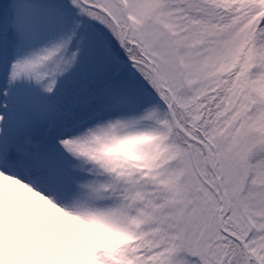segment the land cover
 <instances>
[{
	"label": "snow or ice",
	"instance_id": "6c2138e0",
	"mask_svg": "<svg viewBox=\"0 0 264 264\" xmlns=\"http://www.w3.org/2000/svg\"><path fill=\"white\" fill-rule=\"evenodd\" d=\"M0 181V264H264V0H5Z\"/></svg>",
	"mask_w": 264,
	"mask_h": 264
},
{
	"label": "trees",
	"instance_id": "16d2710c",
	"mask_svg": "<svg viewBox=\"0 0 264 264\" xmlns=\"http://www.w3.org/2000/svg\"><path fill=\"white\" fill-rule=\"evenodd\" d=\"M2 1L5 2V0H2ZM63 231L67 233L68 240L83 239L88 243H99L103 246H111L112 244L116 243L119 239V237H115L112 235H102V234L97 236L95 239H90L85 233L81 231V229L75 224V222H73L72 224H68L66 222V225ZM26 242H25L24 250L18 252V254L22 257L36 256V255L56 257L61 252L62 240H52V241L47 242L44 245L46 250L43 252L36 250L38 246L33 245L28 241ZM72 251L74 252V254H80V255L83 254L82 251L79 249H73Z\"/></svg>",
	"mask_w": 264,
	"mask_h": 264
},
{
	"label": "rangeland",
	"instance_id": "374dc122",
	"mask_svg": "<svg viewBox=\"0 0 264 264\" xmlns=\"http://www.w3.org/2000/svg\"><path fill=\"white\" fill-rule=\"evenodd\" d=\"M3 3H4V2H3L2 0H0V4H3ZM3 187H4V185H3V181H0V190H2ZM65 225H66V222H65ZM102 235H103V234H102ZM25 242H26V241L21 242V244H20V246H19V249H18V252L24 250V248H25ZM26 243H27V242H26ZM51 251H52V250H51Z\"/></svg>",
	"mask_w": 264,
	"mask_h": 264
},
{
	"label": "clouds",
	"instance_id": "9594fccd",
	"mask_svg": "<svg viewBox=\"0 0 264 264\" xmlns=\"http://www.w3.org/2000/svg\"><path fill=\"white\" fill-rule=\"evenodd\" d=\"M65 220H66V222H67L68 224H72V223H73L72 221L67 220V218H65Z\"/></svg>",
	"mask_w": 264,
	"mask_h": 264
}]
</instances>
